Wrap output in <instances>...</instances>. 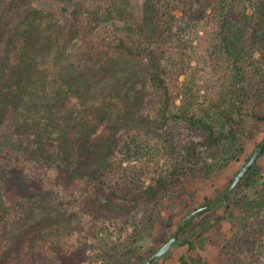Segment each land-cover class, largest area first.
Masks as SVG:
<instances>
[{
  "label": "trees",
  "instance_id": "obj_1",
  "mask_svg": "<svg viewBox=\"0 0 264 264\" xmlns=\"http://www.w3.org/2000/svg\"><path fill=\"white\" fill-rule=\"evenodd\" d=\"M69 1L78 3L75 15H84V22L34 9L29 0L13 3L0 19L10 20L0 28V264H63L68 257L60 219L50 231L33 230L51 202L36 180L43 169L84 182L81 212L105 222L164 196L181 199L191 180L233 168L231 186L264 141V0ZM201 31L214 35L215 56L231 69L219 115L189 108L191 66L176 55L181 42ZM147 78L160 92L153 111L138 107L141 95L133 99L132 90L138 93ZM134 157L143 163L128 171L124 163ZM147 164L159 170L149 173ZM14 189L22 196L16 211L6 204ZM233 190L240 194L226 203ZM213 202L208 198L183 223L193 209L185 213L177 228L171 217L158 249L183 224L174 246L189 245L183 264H264V152L234 189L220 191ZM216 207L202 230L187 235L196 215ZM224 221L234 232L222 235L221 257L196 252L208 249ZM98 228L88 235L101 241ZM88 247L81 243L77 261L65 264H145L152 256L106 258L98 245Z\"/></svg>",
  "mask_w": 264,
  "mask_h": 264
},
{
  "label": "rangeland",
  "instance_id": "obj_2",
  "mask_svg": "<svg viewBox=\"0 0 264 264\" xmlns=\"http://www.w3.org/2000/svg\"><path fill=\"white\" fill-rule=\"evenodd\" d=\"M108 1L109 0H95V2L103 4H106ZM15 2L19 4L20 0H0V19H3L7 8L12 6ZM29 2L32 8L53 11L62 20L70 17L73 19L76 18L79 23L85 21L84 15H75L79 6L76 1L29 0ZM133 2L136 6H140L142 0H133ZM9 21V18H6V23ZM3 23H5V20L2 24L0 23V28L4 25ZM207 28L211 30L212 26ZM213 38L214 35H212V33H206L204 31L199 33L193 32L186 40L181 42L176 51L178 60L181 61V59H184L186 64L189 62L191 66L192 80L190 81V87L186 89L191 99L190 101L187 100V104L189 108H195L200 112L211 109L210 112L217 113V111L224 108L223 105L219 106L220 94L226 93L230 82L231 69L228 67L226 59H220L218 56H215V41H213ZM42 62L44 64L50 62L48 54L44 55ZM176 63L178 62L175 61V64ZM184 79L185 75H181V82L184 81ZM139 88L138 93L132 90V93L135 94L133 99L137 100V95H141L142 99L137 101L138 107L143 110L153 111L160 102V92L148 78L146 80L142 79ZM173 88L175 91H178V86L177 90L174 85ZM180 103L179 101V104ZM217 115H219V113H217ZM13 119L12 115L7 117L8 125ZM105 129L103 125L99 128L100 132ZM249 150L250 149H248L247 152ZM142 163L143 162H141L138 157H134L130 161H125L124 167H126L125 169L128 171H133L134 169H138L137 165ZM134 164L137 165L134 166ZM145 167L149 173L159 170L153 165L147 164ZM232 171L233 168L228 169L226 173L218 174V177L212 175L210 178L191 180L192 182L188 184L186 195L181 199L174 200L171 198V195L164 196L158 203L142 206L130 215L100 222L95 220L92 215L85 214L80 210V194L86 191L84 186L87 187L84 185V182L78 181L72 183L71 180H68V177H65V175L58 171L43 169L39 172V177L36 180H39L43 189L47 191L51 202L48 204L47 208L43 209L36 217V223H38L36 227H33V230L39 234L45 231L44 228L51 230L56 227H53V225L58 221L57 219H60L62 223L65 224L63 234L65 235L64 244L67 243L66 254H68V257L61 260L63 264H65V262L67 263L68 260H76V252L83 249H80L81 243H83V245H89V249L93 248L91 247L93 245H98V247L106 253V258L109 257V254L125 256L123 258L131 257L132 259H135V256L137 257L138 255H154L158 250V245L160 244L163 234L167 233L166 226L169 224L168 220L173 217L171 220V228H177L185 213L191 209H193L191 213L201 210L205 207L208 198L210 203H214L213 201L217 198V194L230 187L229 175ZM212 177L214 181L211 179ZM60 182H62V185ZM122 184L123 183H119V185ZM54 190H57V192ZM239 194L240 191L233 190L227 196L226 203H233ZM6 199V204L12 209L13 206H18L17 203L21 201L22 196L18 193L17 189H14V191L9 193ZM216 209L217 207L196 215L187 235L197 230H202L204 223L215 214ZM12 210L16 211L15 209ZM41 220H43V224H41ZM94 225L95 227H99L98 231H100L99 238L102 239L101 241L98 239L96 240L95 235H88L89 230H92ZM214 229V240L209 242L208 249L205 250L202 249L201 246H198L196 252L200 251L202 255H208V257L213 260L216 259L217 261V259L221 257L219 245H221L220 240L222 239V235L230 236L234 230L232 228V223L229 221H224L221 226L220 224L216 225ZM49 231L46 232V240L49 237ZM86 234L87 237H81ZM84 240H86V242ZM216 241L218 242L216 243ZM188 246L187 243H184L174 247L170 253L157 261V264H183L181 255L184 251H187ZM50 253L53 254L52 251H50ZM59 263H61L60 260ZM79 263L110 264L106 262V259H102L95 263L91 260L82 259Z\"/></svg>",
  "mask_w": 264,
  "mask_h": 264
},
{
  "label": "water",
  "instance_id": "obj_3",
  "mask_svg": "<svg viewBox=\"0 0 264 264\" xmlns=\"http://www.w3.org/2000/svg\"><path fill=\"white\" fill-rule=\"evenodd\" d=\"M264 152V141L259 146V148L254 152L248 162L242 167L239 173L235 176L233 182L231 183L230 189H234L241 180L247 175V173L251 170L254 164L258 161V159L262 156ZM198 212V211H197ZM197 212H192L188 214V216L184 219L183 223L186 222L189 218L193 216V214ZM183 230V224L176 230L173 236L165 242L156 252L152 255L145 264H153L155 261H159L162 257H164L178 242L180 235Z\"/></svg>",
  "mask_w": 264,
  "mask_h": 264
}]
</instances>
